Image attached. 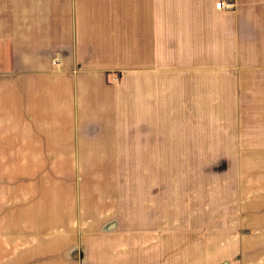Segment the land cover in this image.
<instances>
[{
  "label": "crops",
  "instance_id": "1",
  "mask_svg": "<svg viewBox=\"0 0 264 264\" xmlns=\"http://www.w3.org/2000/svg\"><path fill=\"white\" fill-rule=\"evenodd\" d=\"M216 1L0 0V143L62 153L70 169H165L168 115L186 98L223 106L236 151L264 153V0ZM109 70L121 77L106 80ZM177 72L190 86L164 80ZM89 185L45 194L44 207L23 197L32 224L0 223V238L18 243L15 264H167L160 204L147 200L142 221L135 202Z\"/></svg>",
  "mask_w": 264,
  "mask_h": 264
},
{
  "label": "rangeland",
  "instance_id": "2",
  "mask_svg": "<svg viewBox=\"0 0 264 264\" xmlns=\"http://www.w3.org/2000/svg\"><path fill=\"white\" fill-rule=\"evenodd\" d=\"M167 63L181 67L191 64L189 59L175 62L170 57ZM179 74L171 73L164 80L176 87L190 86ZM104 75L114 81L121 72L109 70ZM221 79L214 74V85ZM189 91L183 89L184 94ZM176 108L168 115L175 119L167 121L168 134L175 133L176 137H167V148L173 152L166 153L167 165L172 166L165 169L143 170L134 164L129 169H70L64 167L62 153H14V147L6 149L1 141V225L32 224L25 209L31 202L23 199L27 194L37 200L36 207H44L41 199L50 193H61V199L62 194L82 188L93 191L92 184H96L104 193L118 192L135 202L136 219L142 221V207L148 206V201L156 213L160 204L166 222L167 264H264V153L236 151L238 139L230 136L233 130L225 129L221 120L223 106L208 110L210 106H196L182 98L181 103H175ZM211 111L213 115L207 114ZM251 144L244 146L253 148ZM32 155L34 160L27 159ZM46 202L54 207V202ZM5 235L8 238L1 246L0 262L15 264L18 243L8 232L0 239ZM138 244L136 240L135 253L143 256ZM28 250L24 247L22 256L29 254Z\"/></svg>",
  "mask_w": 264,
  "mask_h": 264
},
{
  "label": "built area",
  "instance_id": "3",
  "mask_svg": "<svg viewBox=\"0 0 264 264\" xmlns=\"http://www.w3.org/2000/svg\"><path fill=\"white\" fill-rule=\"evenodd\" d=\"M233 2L232 1H226V0H218L215 3V8L218 10H227L229 8H232L233 6Z\"/></svg>",
  "mask_w": 264,
  "mask_h": 264
}]
</instances>
